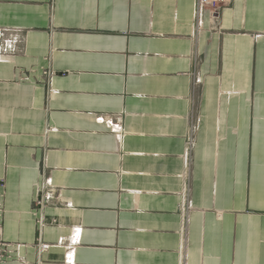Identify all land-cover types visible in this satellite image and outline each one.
I'll return each instance as SVG.
<instances>
[{
  "label": "crops",
  "instance_id": "1",
  "mask_svg": "<svg viewBox=\"0 0 264 264\" xmlns=\"http://www.w3.org/2000/svg\"><path fill=\"white\" fill-rule=\"evenodd\" d=\"M195 3L0 0V37L20 38L0 57L1 237L21 245L3 264H64L75 228L76 264H264V0L196 35Z\"/></svg>",
  "mask_w": 264,
  "mask_h": 264
},
{
  "label": "built area",
  "instance_id": "2",
  "mask_svg": "<svg viewBox=\"0 0 264 264\" xmlns=\"http://www.w3.org/2000/svg\"><path fill=\"white\" fill-rule=\"evenodd\" d=\"M233 0H196L195 3V35L198 34L205 28L206 15H208V21L211 27H217L224 9L231 5ZM0 57H6L8 55H13L17 53L20 38L15 33H9V31H1L0 37ZM54 73L49 71V69L43 72V77L47 85H50L53 79ZM203 85L202 78L195 74L192 80V89ZM199 99L195 101L191 109V123L192 130L196 128L198 119V105ZM99 123H103L108 126V128L115 134H117L119 139L124 138L123 127L120 123L114 121L113 119H107L105 117L98 118ZM194 147V136L191 135L186 143L184 158L188 161L189 156ZM53 178L46 177L44 175L38 185V195L35 200V216L37 217L38 223V239L36 243V250L38 254V262L41 261L42 256L45 252L49 251L53 245L48 244L43 239V229L45 226V212L48 207L52 204L55 194H54ZM6 189V181L0 179V197L3 198V192ZM5 216V209L2 203H0V264L6 263L13 258L20 257L21 245L13 244L4 241L1 237L3 220ZM83 230L80 228L73 229L70 237L62 238L56 244L59 247H64L66 249L65 262L64 264H76V249L82 241Z\"/></svg>",
  "mask_w": 264,
  "mask_h": 264
},
{
  "label": "rangeland",
  "instance_id": "3",
  "mask_svg": "<svg viewBox=\"0 0 264 264\" xmlns=\"http://www.w3.org/2000/svg\"><path fill=\"white\" fill-rule=\"evenodd\" d=\"M198 110H200V106L198 105Z\"/></svg>",
  "mask_w": 264,
  "mask_h": 264
}]
</instances>
